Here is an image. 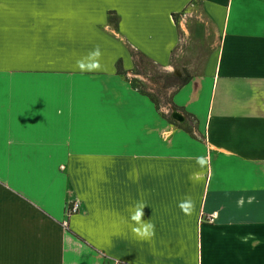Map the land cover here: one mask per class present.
Listing matches in <instances>:
<instances>
[{
  "label": "crops",
  "instance_id": "1",
  "mask_svg": "<svg viewBox=\"0 0 264 264\" xmlns=\"http://www.w3.org/2000/svg\"><path fill=\"white\" fill-rule=\"evenodd\" d=\"M190 15L215 38L168 103L189 133L130 80L178 71ZM0 264H264V0H0Z\"/></svg>",
  "mask_w": 264,
  "mask_h": 264
},
{
  "label": "rangeland",
  "instance_id": "2",
  "mask_svg": "<svg viewBox=\"0 0 264 264\" xmlns=\"http://www.w3.org/2000/svg\"><path fill=\"white\" fill-rule=\"evenodd\" d=\"M185 17L182 18L185 37L179 43L181 51L176 66L178 71L168 74L162 73L151 68L149 64L147 67L142 68L140 72L136 69L137 74L143 75V79H141L143 81L139 80L138 89L149 93L159 108H165L167 113L172 109L167 102L173 89L172 87L164 89L160 77L164 75H173L180 78L186 77V75L190 76V72L202 69L214 53V47H211V43L214 41L215 33L207 31L203 18L200 15Z\"/></svg>",
  "mask_w": 264,
  "mask_h": 264
},
{
  "label": "clouds",
  "instance_id": "3",
  "mask_svg": "<svg viewBox=\"0 0 264 264\" xmlns=\"http://www.w3.org/2000/svg\"><path fill=\"white\" fill-rule=\"evenodd\" d=\"M103 52L99 45H96L93 49L89 50L87 55H83L76 59L74 67L81 72H96L103 70V64L101 63ZM198 163H205L203 159H199ZM147 205L144 203H138L135 206V211L131 214V221L128 226L131 228L132 233L136 237L142 240H150L155 235V225L151 222V219H144V209ZM180 207L187 212V205L181 203Z\"/></svg>",
  "mask_w": 264,
  "mask_h": 264
},
{
  "label": "trees",
  "instance_id": "4",
  "mask_svg": "<svg viewBox=\"0 0 264 264\" xmlns=\"http://www.w3.org/2000/svg\"><path fill=\"white\" fill-rule=\"evenodd\" d=\"M109 20H110V22H111L112 24L116 25V19H115L113 16H110V17H109ZM117 72H118L119 74H123V70H122V67H121L120 63L117 64ZM160 78L162 79V86H163L164 89H166V88H171V87H172L173 91H172V93L170 94L167 103L172 104L174 107H176V106L173 104L172 99H171V98H172V94H173L174 91H176V90L179 89L181 86H183L185 83H187V81L190 79V76H189V75H186V77H182V78H180V77H175V76H173V75H164V76H161ZM130 82H131V84H132L135 88L138 89L139 80H138L137 78H132V79L130 80ZM138 90H139V89H138ZM140 91H141L142 93H144L145 95H147V96L151 99V101L154 103V105H155V107H156L157 109L159 108V106L156 104V102L153 100V98L150 96L149 93H147V92H145V91H143V90H141V89H140ZM177 109H178V108H177ZM181 109H182V108H181ZM182 110H183V109H182ZM187 115H188L189 117H193V116H191L190 114H187ZM167 118H168V120H169V122H170L171 124H174V125L180 126V127H182L185 131H187V132H189V133L192 131V130H191V127H190L187 123H182V124L177 123V122H175V121L171 118L170 115H169ZM193 119H194V118H193Z\"/></svg>",
  "mask_w": 264,
  "mask_h": 264
},
{
  "label": "built area",
  "instance_id": "5",
  "mask_svg": "<svg viewBox=\"0 0 264 264\" xmlns=\"http://www.w3.org/2000/svg\"><path fill=\"white\" fill-rule=\"evenodd\" d=\"M79 208H80L79 201L73 200L67 205L66 214L67 215L74 214V213H76L79 210ZM215 217H216V213L213 212V213H210L208 215H205L204 219L207 222H213Z\"/></svg>",
  "mask_w": 264,
  "mask_h": 264
},
{
  "label": "water",
  "instance_id": "6",
  "mask_svg": "<svg viewBox=\"0 0 264 264\" xmlns=\"http://www.w3.org/2000/svg\"><path fill=\"white\" fill-rule=\"evenodd\" d=\"M169 115L171 116L172 119H174L178 123H182L185 120L184 115L180 111L176 110V108H173V107L170 110Z\"/></svg>",
  "mask_w": 264,
  "mask_h": 264
}]
</instances>
